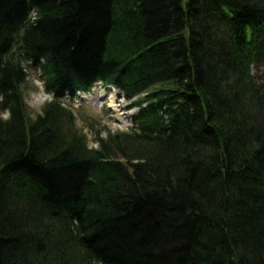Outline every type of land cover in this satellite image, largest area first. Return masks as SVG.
Listing matches in <instances>:
<instances>
[{
  "label": "trees",
  "instance_id": "obj_1",
  "mask_svg": "<svg viewBox=\"0 0 264 264\" xmlns=\"http://www.w3.org/2000/svg\"><path fill=\"white\" fill-rule=\"evenodd\" d=\"M98 81L137 109L92 147ZM0 111V264H264V0H0Z\"/></svg>",
  "mask_w": 264,
  "mask_h": 264
},
{
  "label": "rangeland",
  "instance_id": "obj_2",
  "mask_svg": "<svg viewBox=\"0 0 264 264\" xmlns=\"http://www.w3.org/2000/svg\"><path fill=\"white\" fill-rule=\"evenodd\" d=\"M27 73V79L20 89L27 113L34 118L42 113L50 95L44 90L38 70L27 66ZM62 101L72 109L76 129L85 135L87 144L92 147L97 146L96 137H104L109 132L130 131L132 123L129 116L137 109L136 107L128 109L131 101L123 98L117 89L100 83H95L84 97L77 93L75 98L65 96ZM0 116L5 118L7 113L0 111ZM259 121L258 125L264 127V119Z\"/></svg>",
  "mask_w": 264,
  "mask_h": 264
},
{
  "label": "bare ground",
  "instance_id": "obj_3",
  "mask_svg": "<svg viewBox=\"0 0 264 264\" xmlns=\"http://www.w3.org/2000/svg\"><path fill=\"white\" fill-rule=\"evenodd\" d=\"M82 95V97H84L85 96V94H81Z\"/></svg>",
  "mask_w": 264,
  "mask_h": 264
}]
</instances>
